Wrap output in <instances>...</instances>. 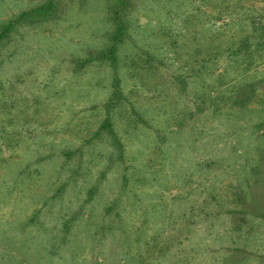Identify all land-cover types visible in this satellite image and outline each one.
I'll list each match as a JSON object with an SVG mask.
<instances>
[{
    "label": "rangeland",
    "instance_id": "rangeland-1",
    "mask_svg": "<svg viewBox=\"0 0 264 264\" xmlns=\"http://www.w3.org/2000/svg\"><path fill=\"white\" fill-rule=\"evenodd\" d=\"M120 1L0 0V264H264V0Z\"/></svg>",
    "mask_w": 264,
    "mask_h": 264
},
{
    "label": "trees",
    "instance_id": "trees-1",
    "mask_svg": "<svg viewBox=\"0 0 264 264\" xmlns=\"http://www.w3.org/2000/svg\"><path fill=\"white\" fill-rule=\"evenodd\" d=\"M119 3H120V7H121V5L124 3V0H121ZM119 13H120V11H119V9H117L115 11V18L117 17L119 19ZM10 27H11V23H8L7 25H5L3 27V29H2V31H1L0 36L5 35L9 31ZM123 30L124 29H123L122 22H119L118 28L113 33L112 40H111V43H110L109 48H108V52H109L108 55L112 59H115L114 52L116 51V45H117V43H118V41L120 39V36H121V33H122ZM107 121L108 120H106L105 123L102 124L101 128L105 127L106 125H107V127H109V123Z\"/></svg>",
    "mask_w": 264,
    "mask_h": 264
}]
</instances>
